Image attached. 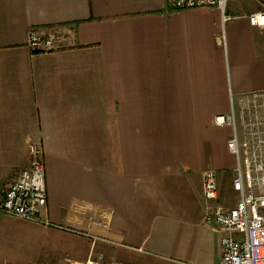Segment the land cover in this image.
I'll use <instances>...</instances> for the list:
<instances>
[{
    "label": "crops",
    "instance_id": "obj_1",
    "mask_svg": "<svg viewBox=\"0 0 264 264\" xmlns=\"http://www.w3.org/2000/svg\"><path fill=\"white\" fill-rule=\"evenodd\" d=\"M259 8L0 0V192L39 146L49 222L0 215V260L24 247L33 264H219L202 173L234 207L231 128L214 118L264 91V29L245 16ZM30 29L64 33L62 47L33 52Z\"/></svg>",
    "mask_w": 264,
    "mask_h": 264
},
{
    "label": "built area",
    "instance_id": "obj_2",
    "mask_svg": "<svg viewBox=\"0 0 264 264\" xmlns=\"http://www.w3.org/2000/svg\"><path fill=\"white\" fill-rule=\"evenodd\" d=\"M227 1L166 0L172 10L214 7L222 12ZM256 1L260 8L245 16L250 25L264 29V0ZM229 18L230 15L223 16L224 20ZM64 37V33L56 30L43 35L30 29L27 45L33 52H53L62 47ZM259 93H254L255 97L260 96L257 102L241 103L238 110L232 104L228 113L214 118L216 126L231 128L227 150L235 160L232 187L238 194L234 207L219 204L215 172L203 171L202 193L209 204L205 221L223 233L219 264H264V217L261 214L264 209V94L256 95ZM30 153L29 166L21 169L12 184L0 192V215L49 225L38 216L47 202L42 150L31 145ZM96 240L94 238L93 243ZM83 264L134 263L90 256Z\"/></svg>",
    "mask_w": 264,
    "mask_h": 264
},
{
    "label": "rangeland",
    "instance_id": "obj_3",
    "mask_svg": "<svg viewBox=\"0 0 264 264\" xmlns=\"http://www.w3.org/2000/svg\"><path fill=\"white\" fill-rule=\"evenodd\" d=\"M261 94H264V92L256 94V95H261ZM258 99L260 100V96L255 97L254 94H249V95H245L241 99V103H245V102L254 103V102H257ZM235 105H236V102L235 100H233L234 108L236 107ZM239 107L236 109L238 110ZM261 214L264 217V209L261 212ZM12 221H11L12 223L11 226L17 230H24V229L26 230L27 227L33 226V224L27 225L26 224L27 222L19 223L17 221L15 222H12ZM34 257L35 256H33V254L29 250H26L24 247H17L16 249L6 254L4 258L0 260V264H33L35 262Z\"/></svg>",
    "mask_w": 264,
    "mask_h": 264
}]
</instances>
